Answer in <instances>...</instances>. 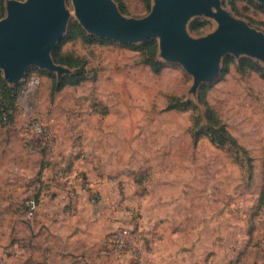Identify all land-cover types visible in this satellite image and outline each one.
I'll use <instances>...</instances> for the list:
<instances>
[{"label": "rangeland", "instance_id": "1", "mask_svg": "<svg viewBox=\"0 0 264 264\" xmlns=\"http://www.w3.org/2000/svg\"><path fill=\"white\" fill-rule=\"evenodd\" d=\"M119 1L129 17H144L153 5ZM223 3L264 31L263 4ZM67 4L73 13L69 28L82 27L72 1ZM6 13L5 4L0 19ZM216 27L213 18L196 17L189 31L199 37ZM66 36L58 47L84 63L80 83L56 89L77 67L65 65L73 72L61 80L31 67L24 81L9 84L15 93L0 89V102L12 114L7 123L0 116V264H87L69 257L59 237L40 227V209L28 216V200L41 204L53 183L62 202L74 186L98 188L103 199L93 208L113 207L115 224L123 217L134 226L157 264H264V64L226 55L221 75L193 94V76L160 59L158 39L145 46L149 40ZM153 50L162 62L158 72L147 63ZM244 59L252 63L243 65ZM182 102L188 109H181ZM36 120L52 129V151L33 132ZM210 126L225 128L237 144L213 143ZM64 212L75 230L76 213L66 203ZM106 234L96 259L134 264L103 254Z\"/></svg>", "mask_w": 264, "mask_h": 264}, {"label": "water", "instance_id": "2", "mask_svg": "<svg viewBox=\"0 0 264 264\" xmlns=\"http://www.w3.org/2000/svg\"><path fill=\"white\" fill-rule=\"evenodd\" d=\"M71 1L74 16L91 35L126 44L158 39L160 59L181 64L193 76V94L221 75L226 55L264 64V31L233 15L223 0H153L144 17L126 16L116 0ZM67 2L7 0L0 19V72L8 84L24 81L31 67L54 72L59 80L73 72L53 58L73 16ZM196 17L213 18L216 29L193 36L189 25Z\"/></svg>", "mask_w": 264, "mask_h": 264}, {"label": "crops", "instance_id": "3", "mask_svg": "<svg viewBox=\"0 0 264 264\" xmlns=\"http://www.w3.org/2000/svg\"><path fill=\"white\" fill-rule=\"evenodd\" d=\"M0 154H2V151ZM2 171L4 170H2L0 166V179L2 176ZM1 185L2 184L0 183V186ZM50 187L52 190L44 189L42 193V203L39 204L38 209H40V211L38 214V222L40 227L44 230L47 229L49 232L56 234L59 237L63 243V246L70 249V251L67 252L69 257H77V259L82 260L84 263L87 262V264H120L113 261H107V259L104 261H99L96 259V255L98 254L96 251L101 249L104 234L107 233L106 240L108 242L110 233L116 227L114 217H117L118 214L113 217L112 211L114 208H111L109 205V207L101 208L99 206V208L96 207L94 209L92 202L88 200L84 191H82V193L77 198H75L74 204H71V199L68 197V192L66 197L67 199L62 202L60 200L62 192L58 187V184L53 183V185ZM76 187L82 188V186H74L72 188ZM88 187L95 191L98 189L96 187L93 188L91 185H88ZM54 193L57 194L54 195ZM1 195L2 193L0 192V205ZM44 200H49V202L43 203ZM65 203L68 205L72 213H76L75 223L77 226L75 230H71V228L66 224L64 212ZM47 205L49 206L48 212L44 211ZM34 226L35 225L33 223L30 224L32 231ZM96 230L99 232L97 233ZM108 249L109 247H107V251L102 250L103 254H110ZM73 251L74 253L76 252V254H74ZM105 258L106 257H103V259Z\"/></svg>", "mask_w": 264, "mask_h": 264}, {"label": "built area", "instance_id": "4", "mask_svg": "<svg viewBox=\"0 0 264 264\" xmlns=\"http://www.w3.org/2000/svg\"><path fill=\"white\" fill-rule=\"evenodd\" d=\"M2 122H8V117L6 115H3ZM32 130L41 138L42 145L46 150L52 151L55 148V136L50 126L41 120H36L32 123ZM82 191L86 193L90 202H100L103 199L101 193L91 188L76 187L68 191L71 204H74L75 198H77ZM38 208V199L31 197L28 200V216L33 217ZM118 218L116 227L109 236V253L127 259L134 264H157L153 255L146 250L141 234L135 230L134 226L126 222L123 217Z\"/></svg>", "mask_w": 264, "mask_h": 264}, {"label": "trees", "instance_id": "5", "mask_svg": "<svg viewBox=\"0 0 264 264\" xmlns=\"http://www.w3.org/2000/svg\"><path fill=\"white\" fill-rule=\"evenodd\" d=\"M6 2H7V0H0V9L2 12L5 10ZM116 2L120 4L119 0H116ZM77 35L82 36L85 40H88V41L102 40L101 38H99L95 35L88 34L79 24L71 25V27L69 28V32H68L66 37L69 39H74ZM150 43L151 42L149 40L147 42V44L145 43L144 45L146 46V45H149ZM53 58L58 64H63V65H68L70 67H77L78 68L74 74L65 77L57 85V87H56L57 90L61 89L65 84H78L85 78L84 70L82 69V65H81L84 63L82 61H80L79 59L72 58V57L67 56L66 54L60 52L59 47L54 51ZM147 63L157 72L160 70V67L162 66V62L156 58V53L154 50L150 54V56L147 57ZM250 63H252V61L249 59H244L242 62L243 65L250 64ZM50 74L53 75L52 73H50ZM0 89L3 90L4 92L15 93L17 88L16 87H10L9 84L4 80V78L0 72ZM188 105H189L188 102H182L181 103V107H182L181 109H188ZM3 115H6L8 117L9 122L12 121V114L10 113V110L8 109V107L5 104L0 102V116H1V118L3 117ZM208 132L211 135V139H212L213 143H215L217 145H225L229 140L231 142L233 141L235 144H237L235 142V140L232 138V136L229 133L227 134V131L223 127L210 126L208 128ZM218 136H219V138H218Z\"/></svg>", "mask_w": 264, "mask_h": 264}]
</instances>
